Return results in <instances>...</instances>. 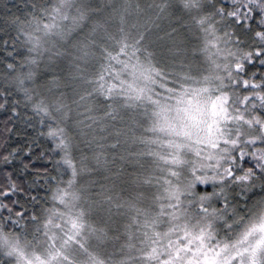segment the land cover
<instances>
[{
	"label": "snow or ice",
	"instance_id": "snow-or-ice-1",
	"mask_svg": "<svg viewBox=\"0 0 264 264\" xmlns=\"http://www.w3.org/2000/svg\"><path fill=\"white\" fill-rule=\"evenodd\" d=\"M0 264H264V0H0Z\"/></svg>",
	"mask_w": 264,
	"mask_h": 264
}]
</instances>
